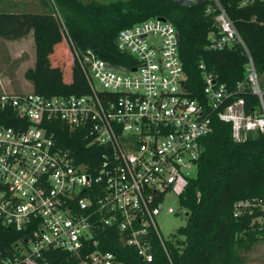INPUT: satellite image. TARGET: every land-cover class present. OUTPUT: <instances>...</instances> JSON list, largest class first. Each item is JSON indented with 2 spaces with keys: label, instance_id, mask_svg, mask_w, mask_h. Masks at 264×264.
<instances>
[{
  "label": "built area",
  "instance_id": "built-area-1",
  "mask_svg": "<svg viewBox=\"0 0 264 264\" xmlns=\"http://www.w3.org/2000/svg\"><path fill=\"white\" fill-rule=\"evenodd\" d=\"M204 1L216 25L207 47L240 44L248 54L220 1ZM115 38L117 49L136 62L122 67L125 72L90 50L78 52L70 41L87 93L0 92V107L19 117L18 126L0 123V226L25 232L10 248H0V264H46L44 253L59 248L74 264H121L98 248L95 236L105 227L117 229L123 244L151 261L152 238L164 243L154 216L162 209L175 213L164 206L165 196L179 194L193 176L201 138L213 129L212 115L231 122L236 141L264 133V90L250 56L246 82L258 104L247 113L238 94L243 82L229 88L205 74L202 97L188 95L178 33L169 21L148 18L120 29ZM55 120L80 131L89 145L103 147L96 165L76 163L69 149L57 145L44 124Z\"/></svg>",
  "mask_w": 264,
  "mask_h": 264
},
{
  "label": "trees",
  "instance_id": "trees-1",
  "mask_svg": "<svg viewBox=\"0 0 264 264\" xmlns=\"http://www.w3.org/2000/svg\"><path fill=\"white\" fill-rule=\"evenodd\" d=\"M219 1L248 54L240 44L222 49L207 47L208 34L216 29L212 15L205 10L208 1L182 6L173 0H43L42 12L20 15L0 11L5 18L19 22L2 34L20 36L31 32L36 67L27 70L26 75L34 88H41L35 92L44 96L79 95L87 93L88 86L70 41L80 53L90 50L111 65L127 68L136 62L117 49L114 38L118 31L148 18H164L178 33L188 95L202 97L205 74L229 88L243 82L238 94L249 113L257 109L258 99L246 82L248 56L264 90V1L255 0L245 6L240 5L241 0ZM40 71L47 77L52 74V78L40 82ZM18 119L11 108L0 107L1 124L18 126ZM211 122L212 132L201 138L195 174L178 194L175 213L184 217V224L169 238H163V244L152 238L151 261L141 259L133 247L123 244L115 228H102L95 236L101 251H111L121 264H245L243 252L264 241V221L258 220L264 216V133L249 132L244 140L236 141L231 122L216 114ZM44 124L57 145L71 151L76 163L90 168L97 164L103 147L89 145L80 131L69 129L62 121ZM239 202L244 204L237 206ZM24 234L0 226V248H10ZM44 255L46 264L75 262L60 248Z\"/></svg>",
  "mask_w": 264,
  "mask_h": 264
},
{
  "label": "rangeland",
  "instance_id": "rangeland-1",
  "mask_svg": "<svg viewBox=\"0 0 264 264\" xmlns=\"http://www.w3.org/2000/svg\"><path fill=\"white\" fill-rule=\"evenodd\" d=\"M43 0H0V11H22L41 10ZM89 1V0H82ZM100 3H109L115 0H94ZM32 4V5H31ZM42 5V6H41ZM19 22L10 18H5L0 13V92L2 91H36L41 88H34L26 75L27 70L36 67V57L34 52L33 37L31 32L24 35H4L3 31L17 27ZM69 57V56H68ZM70 59V58H69ZM39 81H48V77L40 71ZM65 77H68L66 74ZM69 78V77H68ZM54 79V78H53ZM192 175L195 170H191ZM178 194L170 191L164 199V206L171 207L175 211L178 208ZM184 212V210L182 211ZM260 218H258L259 220ZM155 223L161 236L167 239L175 230L184 224L185 219L177 213H166L163 209L154 216ZM263 221V219H262ZM246 257L245 264H264V241L254 244L249 251L243 252Z\"/></svg>",
  "mask_w": 264,
  "mask_h": 264
},
{
  "label": "water",
  "instance_id": "water-1",
  "mask_svg": "<svg viewBox=\"0 0 264 264\" xmlns=\"http://www.w3.org/2000/svg\"><path fill=\"white\" fill-rule=\"evenodd\" d=\"M203 0H199L198 2H201ZM176 4L178 5H182V6H192L194 5L195 3L192 2V1H188V0H178L175 2ZM161 20H165L164 18H160ZM114 43H116V38H114ZM109 67L115 69V70H118V71H123L125 72L126 70L120 66H116V65H109ZM135 70V68H133V71Z\"/></svg>",
  "mask_w": 264,
  "mask_h": 264
},
{
  "label": "crops",
  "instance_id": "crops-1",
  "mask_svg": "<svg viewBox=\"0 0 264 264\" xmlns=\"http://www.w3.org/2000/svg\"><path fill=\"white\" fill-rule=\"evenodd\" d=\"M31 5H32V4H31ZM41 6H42V5H41ZM42 11H44V5L42 6V9H41V10H35V11H34V10H33V11H32V10H22V11H17V12L14 11V13H15V14H20V15H21V14H26V13L42 12Z\"/></svg>",
  "mask_w": 264,
  "mask_h": 264
}]
</instances>
